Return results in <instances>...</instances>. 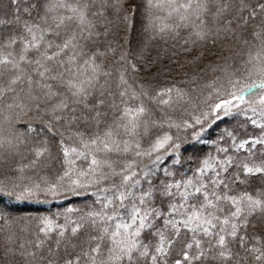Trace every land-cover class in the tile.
I'll return each instance as SVG.
<instances>
[{
  "label": "snow or ice",
  "instance_id": "1",
  "mask_svg": "<svg viewBox=\"0 0 264 264\" xmlns=\"http://www.w3.org/2000/svg\"><path fill=\"white\" fill-rule=\"evenodd\" d=\"M0 264H264V0H0Z\"/></svg>",
  "mask_w": 264,
  "mask_h": 264
}]
</instances>
